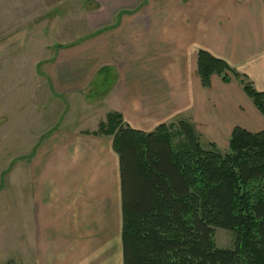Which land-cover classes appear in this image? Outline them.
<instances>
[{
    "label": "crops",
    "instance_id": "0c3cea01",
    "mask_svg": "<svg viewBox=\"0 0 264 264\" xmlns=\"http://www.w3.org/2000/svg\"><path fill=\"white\" fill-rule=\"evenodd\" d=\"M32 1V14H52L73 0ZM87 1L98 6L93 12L83 10L87 35L65 52L87 61L86 88L102 70L115 71L116 84L97 100L105 118L119 113L126 125L145 133L186 121L218 146L230 140L236 127L264 130L263 115L238 79L225 83L214 74L204 88L198 75V55L206 51L248 75L264 93V0ZM9 2L1 3V9L7 11ZM3 16L1 12L0 37L22 25L10 28L8 21L5 31ZM101 123L91 130L54 134L48 153L54 157L52 188L41 204L43 219L53 213L55 227L44 238L39 264H123L119 157L113 136L95 134Z\"/></svg>",
    "mask_w": 264,
    "mask_h": 264
},
{
    "label": "trees",
    "instance_id": "16d2710c",
    "mask_svg": "<svg viewBox=\"0 0 264 264\" xmlns=\"http://www.w3.org/2000/svg\"><path fill=\"white\" fill-rule=\"evenodd\" d=\"M214 74L238 79L264 117L250 77L200 51L204 88ZM95 134L113 136L119 156L123 264H264V130L236 127L224 153L186 121L145 133L113 112ZM214 228L234 233L233 250L216 247Z\"/></svg>",
    "mask_w": 264,
    "mask_h": 264
},
{
    "label": "rangeland",
    "instance_id": "374dc122",
    "mask_svg": "<svg viewBox=\"0 0 264 264\" xmlns=\"http://www.w3.org/2000/svg\"><path fill=\"white\" fill-rule=\"evenodd\" d=\"M84 1L61 5L58 13L38 10L32 14L36 6L32 0H10L11 4L0 0V4L9 2L7 11L0 5L2 26L8 21L10 28L22 24L0 37V264L43 262L44 238L55 227L53 213L47 221L43 219L41 204L52 188L54 157L48 153L54 134L91 130L96 122L107 121L105 108L97 100L116 84L115 71L102 70L86 88L87 61L69 58L65 52L87 35L83 10L98 8ZM201 140L204 145L212 142ZM219 144L227 152L229 141ZM213 232L217 248H235L234 233L220 228ZM83 249L80 255L86 260Z\"/></svg>",
    "mask_w": 264,
    "mask_h": 264
}]
</instances>
